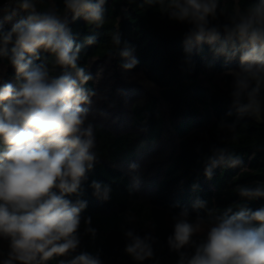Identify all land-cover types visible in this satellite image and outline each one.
I'll list each match as a JSON object with an SVG mask.
<instances>
[{
    "label": "trees",
    "instance_id": "obj_1",
    "mask_svg": "<svg viewBox=\"0 0 264 264\" xmlns=\"http://www.w3.org/2000/svg\"><path fill=\"white\" fill-rule=\"evenodd\" d=\"M6 2L7 11L1 7ZM259 2L219 0L209 24H228L234 12ZM142 4L143 0H106L100 27L89 24L83 14L69 17L74 42L81 45L78 65L92 77L84 87L94 94L82 107L87 110L84 127L93 128L97 159L79 192L66 197L86 202L78 248L43 264H61L83 252L98 256L102 264H179V253L170 249L168 237L182 210L187 209L194 222L197 217L223 215L229 208L232 215L264 207V196L249 199L238 191L241 186L264 187V123L239 116L232 97L239 53L228 59L207 40L189 48L191 24L171 19L158 5ZM37 7H55L62 14L64 0H40ZM27 15L17 0H0V34ZM114 33L119 34V45L113 43ZM90 36L95 43H86ZM14 39L7 54H0V85L18 87L20 78L10 62ZM125 44L134 48L138 61L128 70L122 67L128 61L119 55ZM39 57L35 62L46 63L52 76L64 71L54 65L49 52L40 49ZM104 131L113 137L109 140ZM100 134L111 141L109 156L98 153ZM132 136L139 145L133 156V145L125 146ZM3 148L0 143V151ZM217 149H227L239 163L212 166ZM209 167L211 176L205 174ZM94 181L110 188L108 199L95 194ZM198 201L203 208L194 207ZM89 218L95 236L85 231ZM127 231L152 238L151 258L136 261L126 252ZM203 238L204 233L193 237ZM1 243L6 247L0 257L5 259L9 242L0 239ZM182 251L190 255L194 249Z\"/></svg>",
    "mask_w": 264,
    "mask_h": 264
},
{
    "label": "clouds",
    "instance_id": "obj_2",
    "mask_svg": "<svg viewBox=\"0 0 264 264\" xmlns=\"http://www.w3.org/2000/svg\"><path fill=\"white\" fill-rule=\"evenodd\" d=\"M40 0H17L28 13L7 33L0 34V54H7L13 42L10 62L20 78L18 87L0 85V239L9 242L7 258L0 264H43L55 256L75 252L80 244L78 230L86 202L66 198L79 192L97 155L92 149L95 137L91 125L84 127L87 110L82 104L93 95L84 85L92 78L78 65L81 45L75 44L69 27L72 19L83 14L89 24L104 23L106 0H64V12L55 7L39 10ZM158 5L173 20L192 25L189 48L205 40L217 45L216 51L228 59L239 53L240 69L232 73V97L239 116H259L264 110V0L244 11L234 12L230 23L210 26L219 0H143ZM143 4L141 6H143ZM8 6H5L7 11ZM118 33L113 43L120 44ZM87 44L95 37H87ZM49 52L54 65L64 71L52 76L39 50ZM134 48L125 44L119 52L132 69L137 63ZM223 126V125H222ZM234 130L235 125L228 126ZM212 166L239 163L227 149L215 150ZM211 176V167L206 169ZM95 194L108 199L110 188L93 182ZM241 197L264 196V187L238 188ZM194 207L203 208V202ZM197 217L190 221L187 209L174 217V233L168 237L170 249L179 253V264H264V207L241 210L229 215ZM87 233L95 236L90 218ZM205 225L207 227L205 228ZM259 225V226H256ZM204 233L200 241L193 239ZM126 252L136 261L153 256L152 238H141L132 231ZM194 249L192 254L182 251ZM61 264H102L87 252Z\"/></svg>",
    "mask_w": 264,
    "mask_h": 264
},
{
    "label": "rangeland",
    "instance_id": "obj_3",
    "mask_svg": "<svg viewBox=\"0 0 264 264\" xmlns=\"http://www.w3.org/2000/svg\"><path fill=\"white\" fill-rule=\"evenodd\" d=\"M249 118L250 119H253V120H255V121H258V122H261V123H264V110H262V112H261V114L259 115V116H254V115H249ZM99 129H97V131L95 132V135H98V133H99ZM105 135H106V137H108V139L109 138H112L113 137V134H111V133H108V132H103ZM102 135V134H100V140H99V142H100V146H99V149H97L98 150V153L99 154H104V155H108L109 156V153H110V142L111 141H107L106 140V137H105V135ZM98 137V136H97ZM110 140V139H109ZM129 140V142L127 141V143L125 144V146H126V148L128 149V147L130 146V145H133L132 146V151H131V154H132V156L134 155V153H135V150L138 148V138L136 137V136H132L130 139H128ZM98 148V147H97ZM95 151H96V149H95ZM94 151V152H95ZM97 152V151H96ZM130 154V155H131ZM2 247H6V246H4V243H1V246H0V256H2V254H3V251H4V249L2 248ZM3 259H1V257H0V261H2Z\"/></svg>",
    "mask_w": 264,
    "mask_h": 264
},
{
    "label": "built area",
    "instance_id": "obj_4",
    "mask_svg": "<svg viewBox=\"0 0 264 264\" xmlns=\"http://www.w3.org/2000/svg\"><path fill=\"white\" fill-rule=\"evenodd\" d=\"M8 4H9V3L6 2V3H4L1 7H2L3 9H5V6H6V5L8 6ZM62 14H63V13H62ZM70 16H71V14H69V17H70ZM69 17H68V18H69Z\"/></svg>",
    "mask_w": 264,
    "mask_h": 264
}]
</instances>
